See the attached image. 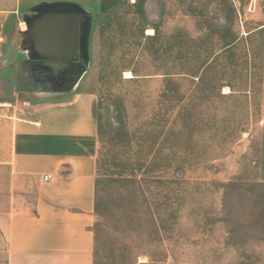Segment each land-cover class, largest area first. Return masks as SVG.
I'll return each instance as SVG.
<instances>
[{"label":"rangeland","instance_id":"374dc122","mask_svg":"<svg viewBox=\"0 0 264 264\" xmlns=\"http://www.w3.org/2000/svg\"><path fill=\"white\" fill-rule=\"evenodd\" d=\"M39 1L0 0V8L23 13ZM106 1V13L92 12L81 79L98 96L94 264H264V0H231L241 38L234 57L244 64L226 61L233 92L220 85L203 102L192 98L196 78L180 74L195 59L182 42L187 35L214 48L227 9L212 0H140L141 15L135 0ZM131 174L141 180L136 196L129 182L114 181ZM170 205L178 206L173 222Z\"/></svg>","mask_w":264,"mask_h":264},{"label":"crops","instance_id":"0c3cea01","mask_svg":"<svg viewBox=\"0 0 264 264\" xmlns=\"http://www.w3.org/2000/svg\"><path fill=\"white\" fill-rule=\"evenodd\" d=\"M37 3L0 8V264H94L98 96L83 75L58 91L32 72L21 31Z\"/></svg>","mask_w":264,"mask_h":264},{"label":"water","instance_id":"95a60500","mask_svg":"<svg viewBox=\"0 0 264 264\" xmlns=\"http://www.w3.org/2000/svg\"><path fill=\"white\" fill-rule=\"evenodd\" d=\"M23 21L22 46L31 70L58 91H70L89 63L92 16L71 1H42L30 8Z\"/></svg>","mask_w":264,"mask_h":264},{"label":"trees","instance_id":"16d2710c","mask_svg":"<svg viewBox=\"0 0 264 264\" xmlns=\"http://www.w3.org/2000/svg\"><path fill=\"white\" fill-rule=\"evenodd\" d=\"M212 1L215 2L217 6L223 5L227 9L226 16L224 17L225 23L216 24L214 33L217 35V37L215 40L214 48H208L206 46V42H204L205 40H202L201 38L194 39V38H190L187 35L185 36L182 42V50L185 51L186 53L185 56H188L187 59H189L190 57L191 58L193 57L195 59L193 61L194 62L193 69L183 70L182 72H180V74H183L185 76H191L193 80L196 78V83L192 98H194L199 102L209 100L211 97H213L210 95V93L216 94V91L218 92L219 90L218 88H220L223 85L228 86L231 92H233L234 89H232V85L226 80V76H225L227 69L226 61L231 60L230 62L231 66L233 65L236 67L237 64H244L243 55H239V56L237 55L236 57H234L235 56L234 53L239 46V42L241 38L239 36V33L236 31L234 27L236 20V12L231 0H212ZM133 5L134 7L138 8V12L141 15L144 14L142 1L135 0ZM110 7L111 5L108 4L106 0H101L99 4L100 13H106ZM186 12L199 18L200 19L199 21L204 22V20H202L205 19L203 13L197 7L191 8V6H188ZM154 31L155 33L152 36H149L148 39L150 40L157 39V29L155 27H154ZM217 68L218 71L216 70ZM220 73H222V76H220L221 75ZM223 82L225 84H222ZM219 95L222 94L219 93ZM175 148L176 146L173 145L171 149L175 150ZM137 169L140 170L139 167ZM132 173H134V170ZM114 181L129 182L130 183L129 193L135 196L137 194H141L140 193L141 180L137 179V175L135 174H131L125 178L119 177L116 178V180ZM154 182L159 185H163L165 183L160 178H156ZM99 183L100 180L96 178V196H95V205H94L95 215L97 214V211L99 210L101 204L98 195ZM170 183H174L178 185L179 181L171 180ZM170 206L171 207H169L167 218H169L171 222H173L177 215L178 206H172V205ZM161 215L162 213L160 214V216H158V218L153 219V222L155 224V232L157 233L158 237H160L161 231L164 230L163 222L165 219H163ZM93 231H94V256H95L97 239H96L94 227H93Z\"/></svg>","mask_w":264,"mask_h":264},{"label":"bare ground","instance_id":"6f19581e","mask_svg":"<svg viewBox=\"0 0 264 264\" xmlns=\"http://www.w3.org/2000/svg\"><path fill=\"white\" fill-rule=\"evenodd\" d=\"M130 77H132V74L130 72H126L125 73V78H130Z\"/></svg>","mask_w":264,"mask_h":264},{"label":"built area","instance_id":"2783aa9c","mask_svg":"<svg viewBox=\"0 0 264 264\" xmlns=\"http://www.w3.org/2000/svg\"><path fill=\"white\" fill-rule=\"evenodd\" d=\"M49 177H50L49 175H46V176L43 177V180H46Z\"/></svg>","mask_w":264,"mask_h":264}]
</instances>
